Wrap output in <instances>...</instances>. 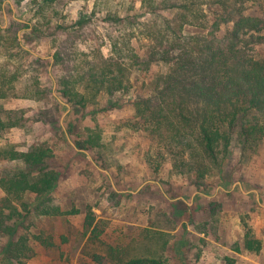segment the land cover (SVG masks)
<instances>
[{
  "label": "rangeland",
  "instance_id": "obj_1",
  "mask_svg": "<svg viewBox=\"0 0 264 264\" xmlns=\"http://www.w3.org/2000/svg\"><path fill=\"white\" fill-rule=\"evenodd\" d=\"M8 1L0 0V27L9 28L5 48L0 43V80L6 81L9 96L0 105L17 124L2 132L0 147L48 146L59 178L41 198L25 195L28 211L12 237L0 232V252L9 240L23 236L31 256L9 260L0 253V264H94L93 253L103 255L104 264H124L133 256H158L162 233L168 237L165 264H224V256L234 257L235 264H264V138L244 147L238 125L227 151L219 150V166L206 162L209 170L199 177L176 173L168 158L155 169L154 160L148 162L155 147L149 132L131 125L133 102L152 95L169 67L163 61L144 62L152 52L148 26L162 25L165 17L177 27L180 10L154 14L141 0H53L41 6L40 0ZM202 9L209 24L221 17L217 5ZM239 14L264 17V0H244L230 17ZM26 25L37 29L24 32ZM232 26L231 21L220 24L212 32L215 40H225ZM182 31L203 30L185 24ZM21 33L20 41L31 52L18 61L11 38ZM250 33L243 35L244 50L262 58L264 43ZM56 49L65 51L59 64H54ZM114 51L127 67V90L88 93L85 106H71L56 94V79L70 74L71 66L79 73L99 70L100 56ZM18 66L21 76L13 80ZM90 138L94 142L87 144ZM77 140L85 141L82 148L75 146ZM14 165L0 159V177ZM88 217L93 222L86 227ZM247 231L260 240L259 250L245 249ZM206 234L225 246L213 262L207 252L218 247L207 244Z\"/></svg>",
  "mask_w": 264,
  "mask_h": 264
},
{
  "label": "trees",
  "instance_id": "obj_2",
  "mask_svg": "<svg viewBox=\"0 0 264 264\" xmlns=\"http://www.w3.org/2000/svg\"><path fill=\"white\" fill-rule=\"evenodd\" d=\"M52 1L34 0L40 6ZM141 1L154 14L167 9H179L180 21L177 27H173L164 17L162 25L148 26L152 52L144 62L163 61L169 63V67L159 77L152 95L139 97L133 102L136 120L131 125L149 132L155 147L148 155V162L154 160L155 169L168 158L176 173L194 172L203 177L209 170L206 165L213 163L219 166V150L222 148L227 151L238 125L239 139L244 147L255 145L264 138V56L255 58L247 54L243 37L251 32V39L258 38L264 43V17L243 14L230 17L232 9L244 0ZM8 2L15 5L21 0ZM208 4L217 5L222 10L219 11L221 17H212L210 24L202 9ZM196 20L201 23H196ZM12 21L19 23L17 17ZM228 21L233 22V26L226 39L215 40L212 32ZM82 22L80 19L77 24ZM185 24L199 26L203 31L185 35L182 31ZM23 28L24 32L37 29L27 25ZM0 32V43L5 48L4 35L9 32V28L0 27ZM22 36V33L15 34L11 38V46L15 50L13 54L18 61L23 60L30 51L20 41ZM63 52L55 50L54 64L63 62ZM112 54L108 58L100 56V63H104L99 70L90 69L79 73L76 67L71 66L70 74L64 72L56 79V94L71 106H85L88 93L94 95L105 91L113 94L117 90H127L124 84V70L127 67L117 57V52ZM20 72L18 66L12 79L17 80L21 76ZM6 88V81L1 79L0 99L9 96ZM65 106L67 108L68 105ZM2 110L0 105V135L5 129L17 124L10 111ZM91 141L94 142L90 138L87 144H91ZM84 142L77 140L74 144L82 148ZM0 159L15 162L14 167L4 171L0 177V189L4 192V196H0V232L12 237L28 211L30 203L25 195L33 193L41 198L49 193L58 181L59 171L50 164L52 150L43 144H34L27 150L15 149L12 145L0 147ZM92 222L93 218L88 217L86 227L91 226ZM93 232L96 233L95 227L92 228ZM144 236L148 238L147 234ZM166 236V233L161 235L158 256L154 254L156 252L133 256L124 260V264H165L162 252L168 240ZM259 247L260 240L251 238L247 231L245 249L259 250ZM109 249L115 258V250L112 247ZM235 250L240 249L236 247ZM31 252L26 238L22 236L9 240L0 253L9 260H19L22 256L30 257ZM92 260L94 264H104L105 259L99 253H93ZM118 260L122 259H114ZM224 261V264H235V258L231 256H224Z\"/></svg>",
  "mask_w": 264,
  "mask_h": 264
},
{
  "label": "crops",
  "instance_id": "obj_3",
  "mask_svg": "<svg viewBox=\"0 0 264 264\" xmlns=\"http://www.w3.org/2000/svg\"><path fill=\"white\" fill-rule=\"evenodd\" d=\"M206 240H207L208 245L213 243V244L217 245L216 248L218 247V251L216 250V252L214 250H208V252H207L208 255L206 257L209 258V260H211V262H213V259L215 258V256H217V254L219 252H221V250H222L221 247H225V246L222 243H220L219 241L216 242L215 240L210 239L207 234H206Z\"/></svg>",
  "mask_w": 264,
  "mask_h": 264
}]
</instances>
